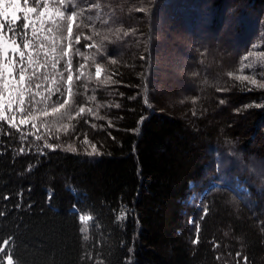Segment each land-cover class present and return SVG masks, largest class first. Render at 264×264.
<instances>
[{
  "label": "trees",
  "instance_id": "16d2710c",
  "mask_svg": "<svg viewBox=\"0 0 264 264\" xmlns=\"http://www.w3.org/2000/svg\"><path fill=\"white\" fill-rule=\"evenodd\" d=\"M229 1L96 0L99 8L84 13L94 27L81 26L84 35L73 48L87 57L85 73L94 72L95 60L100 81L112 77L88 83L95 92L87 94L96 96L92 113L67 118L49 141L41 123L39 131L30 124L24 154L19 133L0 128V239H10L0 246L18 264H92L81 261L87 251L105 264H236L237 252L241 261L264 264V192L245 164L264 160V125L262 139L251 132L263 118L264 89L248 90L235 79L246 44L220 54L227 45L206 30L231 26L225 43L239 44L243 36L264 44V0ZM177 41L184 44L178 62L194 84L180 98H167L160 87L172 71L163 64ZM86 42L95 47L84 49ZM48 142L55 150L44 147ZM93 145L96 154H88ZM228 154L238 162L229 169ZM210 182L217 184L207 192ZM203 207L208 213L200 219ZM121 208L126 218L116 220ZM84 214L93 216L90 226L99 225L90 227L89 241L79 232ZM190 219L199 221V244L192 243Z\"/></svg>",
  "mask_w": 264,
  "mask_h": 264
},
{
  "label": "snow or ice",
  "instance_id": "6c2138e0",
  "mask_svg": "<svg viewBox=\"0 0 264 264\" xmlns=\"http://www.w3.org/2000/svg\"><path fill=\"white\" fill-rule=\"evenodd\" d=\"M78 2L84 6L82 10H78L76 4L71 0H68L67 3L66 0H0V128L7 126L9 130L19 133V152L21 154L26 151L25 142L30 134L27 131L28 126L31 124L32 129L39 131L36 126L38 117L35 113L37 111L44 117L49 116V108L54 116L60 114L72 119L75 116L83 115L85 105L96 100L95 94L87 95L90 91L88 83L93 78L97 83L112 82L111 76L100 81L101 66L99 63H95V60L93 61L94 72H89L86 75L84 69H86L87 57H84L79 47L73 48L74 44H80V37L84 35L81 26L89 29L94 27L93 16L84 13L99 8L96 0H78ZM73 26L76 28L75 34ZM91 39L92 35L89 32L85 35V40L91 41ZM83 47L88 49L94 48L95 45L86 42ZM73 56L76 57L75 72L73 71ZM262 57H264V51L260 52L258 56L249 51L240 61L239 71L243 73L247 69L248 74L237 75L235 79L242 83L246 82L249 86L248 90H252L253 87L264 89V64L257 63ZM82 58L85 63H81ZM61 62H63V66L59 67ZM112 62L115 63V61ZM254 66L259 69L258 72L252 71ZM258 74L262 76L261 80L255 78ZM227 75L234 76L232 72ZM45 85L49 86L45 87ZM92 91L94 93L95 89L93 88ZM76 96H86V99L83 104L76 107L74 113H69L67 112L69 101L75 103ZM53 97L55 100L52 99ZM48 101H51L50 105ZM40 105H43V108H40ZM62 109H65V112L62 113ZM87 110L89 113L93 111L91 107H88ZM44 123L46 121L42 122L41 126ZM4 135L11 136V131L4 132ZM31 135L35 140L41 139L35 133H31ZM44 147L55 150L51 144H45ZM72 150L75 151V149ZM27 151H33V146L29 145ZM88 154H96L95 145L92 146V152ZM8 198L4 197V199ZM207 213V207H203L200 219H203ZM3 214V211H0V216ZM126 214L127 209L121 208L115 219H125ZM92 220V215H78L82 241L90 240V227H99L98 224L90 226L89 222ZM189 223L194 226L195 238L192 243L199 244V221L190 219ZM9 244V238L0 239V245ZM99 245L100 240L97 237L94 246L98 248ZM213 247H219V245L214 244ZM0 255L5 257L6 264H18L17 258L8 254L2 246H0ZM99 255L100 253L97 252L98 257ZM227 255L231 256V253H227ZM241 255L240 252L236 253V264H248V257L243 256L241 261ZM5 259H0V264H5ZM85 259L91 261L92 264H105L103 259L93 260L91 251L81 255V261ZM216 259L219 261L221 255L218 254Z\"/></svg>",
  "mask_w": 264,
  "mask_h": 264
},
{
  "label": "rangeland",
  "instance_id": "374dc122",
  "mask_svg": "<svg viewBox=\"0 0 264 264\" xmlns=\"http://www.w3.org/2000/svg\"><path fill=\"white\" fill-rule=\"evenodd\" d=\"M231 1L232 0H230L229 2H231ZM209 2H207V3H209ZM214 2L216 3V0H214ZM204 4H206V3H204ZM199 22H200V20H199ZM223 22L226 24V22H228V20L224 19ZM201 23H202V21H201ZM206 23L208 24L209 21H207ZM199 24L200 23H198L196 26H198ZM208 27L206 25V28H207L206 30L209 31V32H207L209 35H211L216 41H221L227 45L226 47L224 45L219 46L220 50H221L220 54L228 52L229 50H232L235 53H237L242 48V46H244L246 44L244 46V48H242L239 51L240 61H241L243 56L247 55L249 51L256 53L257 56L259 55L260 52L264 51V44H263L261 39L248 41V40L243 39V36H242V39H241L239 44H237L236 41H233L231 39H228L227 43H225L224 39L229 38V35H231L229 33L233 32V29L231 28V26H229V28H228L227 26L220 25V27H219L216 24L213 27L214 31H211L212 29L209 30ZM246 28L247 27H244L242 32H241L244 35H245V31H246L245 29ZM235 35L240 36V34L238 32L233 34V36H235ZM235 39H237V38H235ZM241 42H243V43H241ZM181 46H184L183 42H181V41H177V44L174 47L170 46V48H168V49L171 50L170 54L172 55V58L167 59L166 62L163 64V66L165 68H167V70L172 71L171 73H164L163 77H164V79H166L167 82L164 83V85L160 87L161 92L163 94H165L167 96V98H172V97L175 98V96L180 98L183 95V93H185L187 90H189L192 87V85L194 84L193 80H189L187 78V76H185L187 73V67L178 62V60L180 58L179 52L182 50ZM239 46H240V49L238 48ZM225 61H227V60H225ZM257 63L258 64H264V57L260 58V60H258ZM223 66H227V65L225 63H223ZM239 69H240V65L238 68V74H236V75L248 74L247 69H245V71L243 73H241L239 71ZM252 71L258 72L259 69L256 66H254ZM85 74H88V73H85ZM259 76L262 77L261 75L258 74L255 78L258 80H261V78H259ZM92 89L93 88L89 89L90 92L92 91ZM173 89H175V93L172 91ZM219 93H220V91H219ZM87 95H92V94H87ZM74 99H75V103H73L71 100L69 101V106L67 107V109H69V108L73 109L69 113H74L76 107L78 105L84 103L86 96H85V98L79 97V99L76 96ZM88 107H92V102L90 104L85 105L86 110L88 109ZM61 112L62 113L65 112V109H62ZM49 113L50 114L48 117L42 116L40 114V112L35 113V115H37V117H38V119L36 120L38 123H42V122L46 121V123H44V125L42 126V130L44 131V135L47 136V141H49L52 137L54 138L55 134H57V131L62 129V127L64 126V122L67 119V116H61L60 114H57L54 116L51 114L50 111H49ZM84 114H87V113H84ZM261 116L263 117L261 120H259L258 122H256V120H255V122H253V124H252L251 132L254 135H259L261 130H262V126L264 125V114H261ZM66 127L68 128V126H66ZM55 137H57V136H55ZM259 137H260V139H262V137L260 135L258 136V138ZM250 139L251 140L248 139V143L250 145H254L256 140L254 141V137H252ZM48 144H50V143L48 142ZM241 154L244 157H247V155H245L243 152ZM228 156H229V154H228ZM226 157L227 156H224V158H226ZM226 163H227V169H229L230 166H234L238 162L230 155L229 158H226L225 164ZM245 164H247L248 166H249V164L252 165V166H249L248 169L253 174V180L255 182V185L260 191L264 192V160L253 159L249 162H245ZM216 184H217L216 182L215 183L210 182L208 184L209 189L207 192H209L214 187V185H216ZM204 186H206V185H204ZM258 203L261 204V201ZM262 208L264 209V203H262Z\"/></svg>",
  "mask_w": 264,
  "mask_h": 264
}]
</instances>
